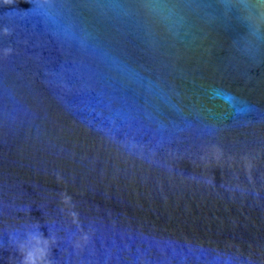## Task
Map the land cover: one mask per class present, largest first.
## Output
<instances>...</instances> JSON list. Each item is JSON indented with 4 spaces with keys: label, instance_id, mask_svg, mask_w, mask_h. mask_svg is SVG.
<instances>
[{
    "label": "water",
    "instance_id": "1",
    "mask_svg": "<svg viewBox=\"0 0 264 264\" xmlns=\"http://www.w3.org/2000/svg\"><path fill=\"white\" fill-rule=\"evenodd\" d=\"M0 264H264V0H0Z\"/></svg>",
    "mask_w": 264,
    "mask_h": 264
}]
</instances>
